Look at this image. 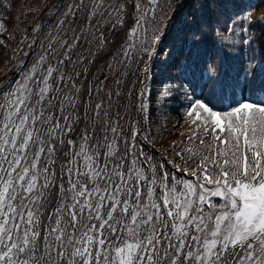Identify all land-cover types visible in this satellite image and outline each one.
<instances>
[{"label":"snow or ice","instance_id":"obj_1","mask_svg":"<svg viewBox=\"0 0 264 264\" xmlns=\"http://www.w3.org/2000/svg\"><path fill=\"white\" fill-rule=\"evenodd\" d=\"M227 3L217 0L221 15ZM135 6L137 28L143 35L132 29L129 39L139 43H129L123 55L130 57L138 48L149 60L148 73L151 61L159 58L167 64L175 53L169 68L177 75H192L195 83L188 84L192 90L188 114L195 113L205 135L211 130L214 143L208 151L223 158L222 164L212 161L215 181L205 175L203 183L180 182L184 188L178 190L175 185L169 187L164 176L157 196L155 178L147 180L132 166L125 170L115 138L110 140L107 135L96 144L90 143L91 135L83 136L77 151L63 153L68 159L60 163L58 174L56 153L65 141L58 143L57 138L64 129L45 109L59 95L49 97L54 85L58 87L57 82L66 78L63 74L54 78L58 70L49 65L35 90L22 81L0 98V264H264V68L255 55L244 54L245 47L255 42L245 25L252 23V13L229 16L223 32L214 30L231 47L222 48L223 55L218 51L215 58H208L207 51L200 50L203 28L194 15L184 23L195 27L174 39L169 48L160 49L168 26L157 19L159 0ZM84 7V0H78L68 6L64 16L75 17ZM122 10L108 0H91L88 19L115 16L120 22ZM260 19L264 21V16ZM93 34L106 41L103 31ZM80 38H73L69 51ZM46 39L45 52L51 53L57 38ZM67 43L61 40L60 46ZM65 57L70 58L69 52ZM46 58L41 55L33 68H40ZM192 69L199 70L198 77ZM25 79L35 80L36 73ZM196 88L205 98H195ZM170 95L166 88L161 98ZM225 99L229 100L227 106ZM59 103L75 108L74 99L66 94ZM95 108L99 117L102 104ZM111 131L115 136L117 129ZM66 143L70 149L73 141ZM200 143L204 144L202 138ZM207 162L208 156H204L201 171L205 173L209 172ZM58 175L67 182L58 184L59 202L47 212ZM212 183L215 189L208 191L222 197L224 203L212 204L208 211L206 195L196 194L198 188Z\"/></svg>","mask_w":264,"mask_h":264},{"label":"trees","instance_id":"obj_2","mask_svg":"<svg viewBox=\"0 0 264 264\" xmlns=\"http://www.w3.org/2000/svg\"><path fill=\"white\" fill-rule=\"evenodd\" d=\"M84 2L85 7L75 17H65L68 6L78 3V0H28L26 6L23 0H0V78L9 74L0 84V98L16 90L22 81L35 90L39 76L44 74V69L49 65L58 70L53 73L54 78L58 74H63L66 78L57 82L58 87L54 85L49 97L57 92L59 95L45 109V114L51 113L53 122L59 121L64 129L57 138L58 143L61 139L65 143L59 144L55 171L59 174L60 163H66L68 159L63 153L67 150L77 151V145L83 143V136L91 135L90 143L96 144L98 140L103 142L107 135L110 140L115 138L117 154L123 156L125 170L132 166L147 180L155 178L157 196L160 195L161 178L164 176L168 178L169 187L175 185L178 190L184 188V184L180 182L199 183L198 177L204 167L201 160L204 156H208L209 175L216 174L211 171L215 167L212 161L222 164L223 158L208 151L214 143L213 136L210 130L205 135L200 125L192 130L200 122L188 114L192 103L188 98L192 95L188 84L195 83L192 75H177L169 68L168 64L172 62L175 53L167 64H162L159 58L151 61V71L148 73L145 72V67L149 60L138 48L130 57L123 55L124 49L131 43L126 35L136 19L131 0H108V3L122 6L120 22H117L115 16L111 20H102L97 16L90 21L88 5L91 0ZM216 3L217 0H195V4L194 0H165L163 5L160 4L157 18L163 19L168 26L167 34L160 42V49L169 48L174 39L182 37L189 27H195L184 23L186 17L194 15L203 28L200 50H206L208 58H215L218 51L223 55L221 49L231 45L223 35H218L214 30L223 32L229 23V16L250 11L252 23L248 25L245 22V25L255 37V42L245 47L244 54L255 55L261 62L260 67L264 68V21L260 19L264 16V0H228L223 15L222 9L216 8ZM199 4L211 7L200 9L196 6ZM43 18L35 51L23 69L10 74L23 62L28 51L24 52L21 35L25 34L24 40L33 38ZM61 20L64 21L62 25ZM100 31H103L106 41L99 40L93 34ZM50 36L57 39L53 44L54 51L46 53V38ZM75 36L81 38L69 51L68 45L73 44ZM230 39L236 40L239 37L230 36ZM61 40H67L68 43L61 47ZM235 47L239 48L240 45ZM65 52H69L70 58L65 57ZM41 55H46L45 62L40 68H33ZM192 71L199 76L198 69ZM32 73H36V79L26 80L25 77ZM166 88L171 90V95L161 98V93ZM65 94L74 99L75 108L68 103H59ZM195 98H205L200 88H196ZM219 100L217 97V101ZM225 100L229 102L228 99ZM97 103L102 104L99 117L95 115ZM104 113H108V116ZM63 116L71 119L64 121L61 119ZM68 124L72 125L71 128L67 127ZM112 127L117 129L115 136L111 131ZM201 138L204 140L203 145L200 143ZM68 140L73 141L70 149L66 143ZM100 159L103 161L105 157L101 156ZM194 171L196 175L190 173ZM61 180L65 184L67 182L58 175L57 184L53 185L49 194L47 212L53 211L59 202L58 184ZM200 191L197 189V196L201 194ZM206 206L207 204L205 208Z\"/></svg>","mask_w":264,"mask_h":264},{"label":"rangeland","instance_id":"obj_3","mask_svg":"<svg viewBox=\"0 0 264 264\" xmlns=\"http://www.w3.org/2000/svg\"><path fill=\"white\" fill-rule=\"evenodd\" d=\"M164 1L165 0H159V5L161 4V5H163V3H164ZM27 2H28V0H23V3H24V6H26V4H27ZM137 3H140V4H145V3H147V0H131V4H133V8H134V10H135V13H136V19H135V23H134V26L132 27V29H137V31L138 32H140V34L141 35H143V31L140 29V28H137V19H138V15H139V13H138V11H137V9H136V4ZM157 10H158V8H157ZM132 18H134V16L132 15ZM158 19V18H157ZM159 20V19H158ZM144 27L145 28H149V27H151V25H144ZM131 29V30H132ZM131 30H129L128 31V33H127V35H126V38H127V40L129 41V42H131V43H139L138 41H135V40H130L129 39V35H130V32H131ZM24 36H25V34L23 33L22 35H21V39H22V42L24 41V43H22L21 45H23V47H25V51L24 52H26L27 50H29V48H30V46L32 45V37H28L26 40H24ZM24 49V48H23ZM35 49V46H34V48H33V52L35 51L34 50ZM32 52V53H33ZM27 53H28V51H27ZM26 53V54H27ZM37 56V55H36ZM225 102H226V100H225ZM189 113V112H188ZM193 116H194V119H196L195 118V113L194 114H192ZM199 125H200V123H198L196 126H194L193 127V129L192 130H195L196 128H198L199 127ZM202 127V126H201ZM203 128V127H202ZM218 131V130H217ZM210 133H211V130H210ZM211 135H212V133H211ZM212 172H214V171H212ZM190 173H193V172H190ZM212 174V173H211ZM205 175H209V173H201L200 174V176L198 177V178H200V180H198V182L199 183H203V177L205 176ZM214 181H215V178H216V174H213V175H209ZM197 178V179H198ZM199 189V188H198ZM209 189H215V183H212V184H205L204 185V188L203 189H200L201 191H200V193L201 192H203L205 195H206V200L208 201V203H206L207 204V206H206V210H208V211H211L212 209L210 208V205H212V204H215V205H217V207L220 205V204H223L224 203V200H223V198L222 197H220V196H213L212 194H211V192L210 191H208ZM192 198V197H191ZM192 199H196V198H192ZM204 207H205V205H204ZM213 219H214V217H213Z\"/></svg>","mask_w":264,"mask_h":264}]
</instances>
